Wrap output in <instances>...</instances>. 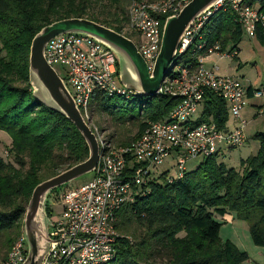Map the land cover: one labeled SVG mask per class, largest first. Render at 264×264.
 I'll use <instances>...</instances> for the list:
<instances>
[{
    "label": "trees",
    "instance_id": "obj_1",
    "mask_svg": "<svg viewBox=\"0 0 264 264\" xmlns=\"http://www.w3.org/2000/svg\"><path fill=\"white\" fill-rule=\"evenodd\" d=\"M131 1L0 0V131L10 138L12 157V162L0 159V260L23 233L34 187L89 155L74 124L33 95L28 72L32 38L45 25L67 18H87L122 33ZM246 1L264 15V0ZM97 3L103 6L94 12ZM167 16H159L161 25ZM233 17L232 10L216 12L206 26L205 40L219 43L221 51L228 44L237 51L243 29ZM124 35L130 38L127 32ZM255 38L264 49L259 28ZM90 104L93 120L95 114L108 115L115 127L108 137L121 146L138 138L149 123L164 119L176 100L145 96L135 117L116 112L111 98L99 90ZM209 119L220 127L228 119L225 102L211 92L204 95L198 122ZM253 138L259 142L257 151L240 159L237 168L214 155L171 184L165 182L164 173L159 175L149 195L117 212L114 258L102 264H242L247 253L219 234L222 222L217 216L226 213L244 221L253 244L264 247V131ZM45 212L51 216L47 204Z\"/></svg>",
    "mask_w": 264,
    "mask_h": 264
},
{
    "label": "built area",
    "instance_id": "obj_2",
    "mask_svg": "<svg viewBox=\"0 0 264 264\" xmlns=\"http://www.w3.org/2000/svg\"><path fill=\"white\" fill-rule=\"evenodd\" d=\"M190 0H132L127 25L137 51L149 72L160 49L162 26L159 16L177 15ZM232 10L233 22L255 38L259 28L264 36V15L246 0H217L198 15L184 32L175 58L154 96H170L176 104L164 119L151 122L138 138L117 146L92 119L90 101L97 90L105 97L132 99L143 96L118 84L115 54L103 43L81 33H64L48 40L44 58L63 79L84 122L95 134L99 154L93 176L80 186L61 192L60 211L51 219L49 247L39 264H102L114 258L119 234L114 221L117 212L150 194V185L164 173L168 184L182 179L191 158L218 155L224 147L240 148L246 142L247 121L241 111L251 97H264V86L246 87L239 78L206 68L203 60L212 54L233 58L237 51L220 50L209 44L204 32L218 11ZM211 92L227 106L236 120L232 128L218 126L211 119L198 122L204 95ZM113 143V144H112ZM179 152L183 155L179 156ZM170 157L167 168L159 170ZM175 157V158H174ZM51 210L52 207H51ZM27 248L23 233L12 243L0 264H21Z\"/></svg>",
    "mask_w": 264,
    "mask_h": 264
},
{
    "label": "water",
    "instance_id": "obj_3",
    "mask_svg": "<svg viewBox=\"0 0 264 264\" xmlns=\"http://www.w3.org/2000/svg\"><path fill=\"white\" fill-rule=\"evenodd\" d=\"M217 0H190L177 15L167 16L163 22L160 49L149 72L145 60L133 41L122 33L87 18H67L42 27L32 38L29 51V82L33 95L47 108L70 120L84 137L89 155L58 174L39 182L32 190L23 217L22 232L27 253L21 264H39L50 242L48 217L45 213L47 197L54 188L93 171L98 161V142L84 122L63 79L44 58L45 45L51 38L64 33H81L93 37L113 51L118 64L121 85L143 96L153 97L175 58L179 42L190 23ZM127 74L124 75V72Z\"/></svg>",
    "mask_w": 264,
    "mask_h": 264
},
{
    "label": "rangeland",
    "instance_id": "obj_4",
    "mask_svg": "<svg viewBox=\"0 0 264 264\" xmlns=\"http://www.w3.org/2000/svg\"><path fill=\"white\" fill-rule=\"evenodd\" d=\"M102 6L103 3H97L96 6L93 7L94 12H97V10H99ZM105 9L109 8L106 7ZM127 9L128 7L126 8V10ZM99 18H102V16H99ZM125 32L126 29L122 30L123 34H125ZM230 46L232 45L229 44L227 48H230ZM237 48L239 49L237 59L220 58L217 54H212L210 55V58L208 60H203L204 66L212 67L213 65L217 64L220 68V74L231 75L234 73L233 75L241 78L244 83H251L255 88L264 86V49L260 42L256 38L248 37L243 32L241 41L238 44ZM237 64H240V67H237ZM56 71L59 72L60 68L56 67ZM123 72L124 71H122L121 73ZM124 75L126 76L127 74H125L124 72ZM116 80L118 84H122L120 81V73H118ZM144 100L145 96L135 97L131 100L113 96L111 98V103L112 105L117 106L116 112L123 113L127 117H135L139 112L140 104ZM263 102L264 97H250L247 99V105L241 111V116L248 122L245 130L247 139L245 144L240 148L229 149L227 147H224L223 150L219 153L218 160L224 162L226 166L237 168L239 165V160L241 158H245L246 156L254 154L256 152V149L259 146V142L255 140L253 136L257 132L264 131V114H261L259 116H255L254 114L253 116V113L254 111H258V105ZM201 111L202 107L198 112L199 118L201 115ZM93 121L99 128L105 129V134H107V136L114 133L115 127L110 122L108 115L104 113H102L101 115L95 114ZM229 126H231V124ZM9 145L10 138L5 132L0 131V159H3L6 162H12V157L8 151ZM182 155L183 154L179 152V156ZM203 158L196 157L189 159L185 164L186 171L189 172L194 170ZM170 160L171 158L168 157L159 167V170L167 168ZM92 176L93 172H88L66 183L57 192L49 193L46 204L50 208L52 207L53 210L51 216L46 218V222L47 220L48 222L50 221V224L48 225V233L49 228L51 227V219L55 217L56 214L60 211V205L58 204V194L66 189H70L71 187L83 185L89 179H91ZM239 222L242 224L241 228L231 225V222L223 223L221 233H219L221 239L229 240L232 242V238H234V241L237 243V245L235 244L236 247H238V249H240L242 252H246L248 255L249 263L245 264H264V247L254 245L250 238L245 222L242 220H239ZM231 230L233 232H231Z\"/></svg>",
    "mask_w": 264,
    "mask_h": 264
},
{
    "label": "crops",
    "instance_id": "obj_5",
    "mask_svg": "<svg viewBox=\"0 0 264 264\" xmlns=\"http://www.w3.org/2000/svg\"><path fill=\"white\" fill-rule=\"evenodd\" d=\"M229 45V44H228ZM227 45V46H228ZM231 50V49H233L231 46H230V48H225V50L226 51H228V50ZM238 49V48H237ZM238 52H239V49L237 50V56L235 57V58H232V59H237L238 58ZM210 58V56H208L207 58H205L204 60H208ZM206 67V66H205ZM217 68V72L218 73H220V68L218 67V65L217 64H215V65H213L212 67H206V68H210V69H212V68ZM237 67H240V64H237ZM234 74V73H233ZM233 74H231V76H234V77H236L235 75H233ZM237 78H239V77H237ZM240 80H241V82L246 86V87H249V88H255V87H253L252 86V84L251 83H244L243 82V80L241 79V78H239ZM251 97V95H250V90L248 89V98H250ZM264 103V102H263ZM263 103H261V104H259L258 105V111H254V113H253V116H254V114H255V116H259V115H261V114H264V106H263ZM247 105V104H246ZM246 107V106H245ZM244 107V108H245ZM231 124V126H229ZM236 124V120H234V119H232L229 115H228V119H227V121H226V123L223 125V126H225L226 128H232L234 125ZM247 124H248V122H247ZM259 147V146H258ZM258 147H257V149H258ZM257 149H256V151H257ZM219 155V154H218ZM247 157V156H246ZM245 157V158H246ZM242 159V158H241ZM217 219L218 220H220L221 222H222V225H223V223H226V222H231V225H234V226H237V227H240L241 228V223L239 222V219H237L235 216H234V214L233 213H226L225 215H223V216H217ZM222 225H221V228H220V232L219 233H221V229H222ZM247 226V225H246ZM231 232H233L232 230H231ZM232 243H234V244H236L237 245V243L234 241V238H232ZM244 264L245 263H249V259L248 260H246L245 262H243Z\"/></svg>",
    "mask_w": 264,
    "mask_h": 264
}]
</instances>
